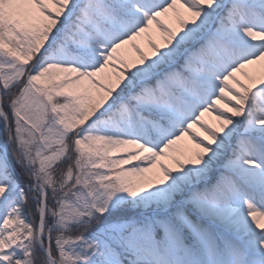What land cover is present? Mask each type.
Returning <instances> with one entry per match:
<instances>
[{"label": "snow or ice", "instance_id": "1", "mask_svg": "<svg viewBox=\"0 0 264 264\" xmlns=\"http://www.w3.org/2000/svg\"><path fill=\"white\" fill-rule=\"evenodd\" d=\"M0 264H264V0H0Z\"/></svg>", "mask_w": 264, "mask_h": 264}, {"label": "rangeland", "instance_id": "2", "mask_svg": "<svg viewBox=\"0 0 264 264\" xmlns=\"http://www.w3.org/2000/svg\"><path fill=\"white\" fill-rule=\"evenodd\" d=\"M139 43L141 44V47L145 49L146 52L150 53V49L147 47V44L143 39H141ZM132 55H134V53ZM205 119L209 120V122H214V118L208 114H205ZM185 140L187 141V137H185Z\"/></svg>", "mask_w": 264, "mask_h": 264}]
</instances>
